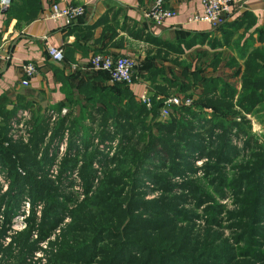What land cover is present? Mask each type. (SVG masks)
Instances as JSON below:
<instances>
[{
	"label": "trees",
	"instance_id": "trees-1",
	"mask_svg": "<svg viewBox=\"0 0 264 264\" xmlns=\"http://www.w3.org/2000/svg\"><path fill=\"white\" fill-rule=\"evenodd\" d=\"M13 1L9 9L13 8ZM27 1V11H36L38 0ZM105 21L107 18L103 19ZM254 25V18L244 13L240 19L216 29L222 32L223 44L227 46H231L236 33L244 30L234 43L239 57L244 60L240 93L222 77L203 76L201 69L191 73L183 71L182 77L187 79L183 82L177 76L168 78L164 70L151 68L143 77L153 86L154 93L149 95L151 107L138 101L129 85L122 83L101 87L84 82L78 89L83 100L75 96L68 98L72 108L81 110L79 116L74 117L63 115L65 108L61 104L35 108L25 100L10 110L6 98L0 97V161L14 185L29 186L33 199L29 203L33 212L28 217L26 230L30 227L19 242L20 250L33 257L37 251L35 246L39 242H50L61 223L65 206L58 200V189L48 179L47 169L55 157L51 153L53 147L61 144L69 133L60 177L76 170L82 154L79 177L84 181L86 195L92 194V197L71 213L72 224L62 234L58 250L50 243L48 264H264V144L252 134L242 114H252L264 105V26L254 32L261 46H254L253 35L245 38ZM208 36L204 34L203 38ZM205 38L200 43L204 44ZM192 42L189 47L197 44V41ZM223 44L212 43L213 48ZM232 61L233 66L235 61ZM94 73L99 76L96 79L109 81L107 73ZM138 74L142 76L135 70V76ZM194 88L201 90L195 107L174 108L166 120L160 119L164 101L173 90L189 93ZM205 109H211V114ZM20 110L32 115L28 145H15L8 139L10 125ZM51 113L58 115L53 125ZM117 137H120L118 153L109 163L105 162L99 145ZM232 138L243 143L245 150L251 153L249 161L240 166L238 176L229 181L224 166L233 163L241 153L232 145ZM216 141L217 148L209 150ZM204 156L207 161H214L206 165L205 171L216 175L213 179L217 182L215 194L225 199L229 195L226 190H230L239 206L237 214L229 213L238 222L235 228L241 230L233 246L220 233L211 230L195 234L192 221L197 214L179 208L189 197L199 207L214 202L209 206L210 223H218L219 214L225 209L203 185L182 181L188 172L200 171L194 170L192 164L194 160H205ZM243 157L247 158L246 154ZM154 160H162L161 170L166 173L149 170L153 169ZM96 163L104 165L105 170L113 169L105 173L95 189ZM172 178L181 179L182 183L174 184ZM147 180L158 187L162 198L145 200L143 188ZM174 189L184 194L171 196ZM13 191L11 189L8 195H13ZM39 201L45 207L42 221L37 224L33 219ZM9 246L11 248L10 244L4 248ZM23 256L17 258L20 264L24 263Z\"/></svg>",
	"mask_w": 264,
	"mask_h": 264
},
{
	"label": "crops",
	"instance_id": "crops-1",
	"mask_svg": "<svg viewBox=\"0 0 264 264\" xmlns=\"http://www.w3.org/2000/svg\"><path fill=\"white\" fill-rule=\"evenodd\" d=\"M156 1L38 0L39 5L32 13L27 11V0H14L10 9V6L3 9L0 5V53L2 57H7L0 60V97L6 98L8 109L25 100L33 103L35 108L42 106L45 109L61 104L65 108L63 115L79 116L80 108L79 111L72 108L68 98L75 96L83 100L78 89L84 82L101 87L112 85L110 81L96 79L99 76L90 69V59L98 52L113 57L130 55L141 60L143 71L139 72L142 76L138 74L134 83L129 85L138 101L142 95L154 93L151 81L143 78L151 68L164 70L168 78L177 76L184 82L187 79L182 77L183 71L191 73L201 64L198 59V62L195 61L193 54L208 55V74L202 72L205 77H222L221 71L218 72L220 69L231 71L239 64L243 71L244 60L234 47L235 41L244 33L243 29L233 36L231 46H227L223 44L222 32L209 24H187L188 19L203 13L201 0H164L165 6L175 11L176 17L166 26L158 28V35L155 36L154 27L144 12L151 9ZM239 1L244 3V7L229 22L249 13L255 25L245 38L253 35L254 46L259 47L262 43L254 32L264 26V0ZM54 4L60 8L83 5L86 15L73 25L64 26L46 19ZM102 18H107V21L103 22ZM204 34L209 36L204 37L205 43L202 44L200 41L204 39ZM192 41H197V44L189 47ZM214 41L223 45L213 48ZM131 44L138 49H130ZM49 46L64 50L62 64L51 61ZM232 60L235 61L233 66ZM28 62L36 64L38 71L30 85L24 87L21 85L22 67Z\"/></svg>",
	"mask_w": 264,
	"mask_h": 264
},
{
	"label": "rangeland",
	"instance_id": "rangeland-1",
	"mask_svg": "<svg viewBox=\"0 0 264 264\" xmlns=\"http://www.w3.org/2000/svg\"><path fill=\"white\" fill-rule=\"evenodd\" d=\"M130 49L137 50L138 47L134 48V44L129 45ZM134 57V56H132ZM136 61L138 62L137 71H143V65L141 60L138 57H134ZM193 58L196 62L197 59L201 64H198V68L202 70L203 74H208V63H209V57L208 55H197L193 54ZM196 66V67H197ZM206 68L207 70L203 69ZM221 71V72H220ZM241 64H239L237 67L234 68V70L226 71V69H220L218 72H220V75H222V78H224L226 81L231 83L233 86L236 87L238 93L241 92L242 89V83H241ZM219 74V73H218ZM179 90V89H177ZM173 90V93L170 94V97H186L190 98L193 102L190 107L196 106L197 97L200 94L201 90H196L195 88L192 89L189 93H183L181 91ZM238 96L236 97V99ZM195 105V106H194ZM163 109V108H162ZM196 109V108H193ZM198 109V108H197ZM238 111L239 109L236 108ZM207 114H211V109H205ZM244 117L249 122V125L251 126V132L255 137L264 144V105H262L260 108H257L256 111L252 114H244ZM32 117V115H31ZM160 117V116H159ZM239 120V119H238ZM89 124V123H88ZM97 124L94 125L96 132H97ZM89 129V128H88ZM18 131H20L18 129ZM22 131V130H21ZM99 131V130H98ZM21 133V132H20ZM14 135V136H13ZM66 143L68 147L70 134H67ZM8 139L12 144L15 145H28L29 141L31 139V132L29 131V138L28 141H25L23 139V135L17 134L15 136L14 133H12V130L8 133ZM120 137L115 138L112 142H109L108 144L110 147V150L108 149H101L99 145V149L102 154L105 156L106 161L110 162L111 159H113L118 153V144H119ZM64 142V141H63ZM59 144L58 146H54L51 153H53V163L48 167V179L53 181V184L55 188L58 189V200L62 203V205L65 206L64 211L62 212V220L61 223L58 225L56 230L54 231V235L51 236L50 242L41 243L39 242L35 248H36V254L33 255V257L28 256L27 253L22 252L20 250L19 242L23 240V233L29 229L26 230V227L28 226V217L33 212V206H30V200L32 197L30 196V189L29 186H25V184H22L21 186L14 185L11 181L7 168L3 166L2 162L0 161V246L3 248L2 251H0V264H20L19 260L17 258L20 257V255H24L25 258L23 264H48L49 262V246L50 243H54L55 249L58 250V246L60 245L62 239V234L64 233L65 229L72 224V212L76 211L78 207L82 205V203L88 198L92 197L91 195H86V189L84 181H82L79 177V174L81 173V169L83 167V155L81 154L79 156V163L76 167V170L71 173H67L63 178L60 177V169H61V162L63 158L67 155V148L64 143ZM215 146H211L209 150H215L217 148L218 142H214ZM231 143L233 146H235L237 149L240 150L239 157L235 158L233 163L226 164L224 167L225 173L230 180L235 179L238 176V172L240 169V166H243L247 163L250 159V153L249 151H246L244 148V144L241 142H236L234 138H232ZM78 144H80V141H78ZM95 146L98 145L97 143H94ZM46 146V145H45ZM44 146V147H45ZM246 154L247 158L243 157ZM71 156H74V152H72ZM102 158V157H101ZM205 160H194L193 161V168L199 169L197 174H193L188 172L184 177L182 181L184 182H195L198 185H203L206 190L210 193V196L214 198V201L225 207L224 211L219 214V220L218 223H210L211 219V208L209 206L213 205L214 202H209L208 204H204L203 206L199 207L196 204V201L189 197L188 201L184 205H180V209H186L188 211H194L197 216L194 217L192 224L195 228V234L201 233L204 234L206 230H211L215 233H220L223 239L228 240L229 245H235L234 238L235 236L241 232V230H238L235 228V225L238 223L236 220H233V217L229 215V213H232V215L237 214L239 211V206L236 204L234 193L230 190H226L228 192V196L225 199H220L219 196L215 194V190L217 187V182H213L214 177L216 175H212L210 171H205V167L208 163L212 162L213 160L207 161V156H204ZM104 163V161H103ZM153 165V169H149L152 173L160 174V173H166V171L161 170L162 169V160H154L151 162ZM107 165V163L105 164ZM104 166V165H102ZM99 166L98 163L94 164V168L97 171L96 177L94 180V186L95 189L98 188L99 182L104 178L105 173L107 171H110L112 168H108V170H105L104 167ZM80 172V173H79ZM174 184H181V179L178 178H172L171 179ZM145 188H143V191H145V200L147 201H155L159 200L163 197L160 190H158V187L156 185H153L150 181H145ZM22 188V192H21ZM13 191V195H8L10 191ZM93 189V190H95ZM184 194V192H179L174 189V192L171 196H180ZM9 196V197H8ZM21 196V197H20ZM10 198V200H9ZM33 201V199L31 200ZM45 207V204L42 201L38 202V208L36 207L34 209V212L36 211V217L33 219L36 220L35 223L40 224L42 221V213L43 209ZM9 221V222H8ZM210 223V225L208 224ZM186 225V223H183ZM37 236H39V229H36ZM34 237V240L36 237ZM7 244L11 245L7 246ZM3 245H5L3 247ZM235 247V246H234ZM8 249V250H7ZM55 252V250H54ZM38 260V261H36Z\"/></svg>",
	"mask_w": 264,
	"mask_h": 264
},
{
	"label": "built area",
	"instance_id": "built-area-1",
	"mask_svg": "<svg viewBox=\"0 0 264 264\" xmlns=\"http://www.w3.org/2000/svg\"><path fill=\"white\" fill-rule=\"evenodd\" d=\"M201 2L203 13L188 19L187 24L207 23L213 29H217L224 23L233 19L234 16L244 7V3L239 0H201ZM11 3L12 0H0V5L3 9L8 8ZM85 15L86 9L83 5H72L60 8L57 4H54L51 7L50 13L46 16V19L62 23L64 26L68 27L76 23ZM144 16L152 23V26L154 27L153 34L156 36L158 35L156 30L160 27L166 26L170 20L176 17V13L165 6L164 0H157L151 9L144 12ZM48 55L51 61L55 64H62L65 60V52L62 48L49 46ZM3 58L4 57H2L0 53V60ZM4 59H7V57ZM137 65L138 62L136 59L130 55L113 57L112 55L97 54L93 55L90 59V69L94 72L107 73L109 75V81L112 84H133L136 80L135 70ZM37 71L36 64L31 62L24 64L22 67L23 79L21 85L28 87L30 81L37 75ZM139 101L146 104L147 107H151L149 94L142 95L139 98ZM192 102L193 101L190 98L186 97H168L164 101L163 109L159 115L160 119L163 121L166 120L171 114L172 109L190 107L192 106ZM51 116V123L53 125L57 121L58 115L56 113H51ZM31 118V113L29 111H20L10 125L12 133H14L15 136L17 134L23 135V139L28 141L29 131L31 129L29 125ZM18 129L20 131H18ZM67 134L63 142L66 145V148V139H68ZM109 145L110 144L108 143L100 145V148L110 150Z\"/></svg>",
	"mask_w": 264,
	"mask_h": 264
},
{
	"label": "water",
	"instance_id": "water-1",
	"mask_svg": "<svg viewBox=\"0 0 264 264\" xmlns=\"http://www.w3.org/2000/svg\"><path fill=\"white\" fill-rule=\"evenodd\" d=\"M78 111H79V108H78ZM66 112V111H65Z\"/></svg>",
	"mask_w": 264,
	"mask_h": 264
}]
</instances>
